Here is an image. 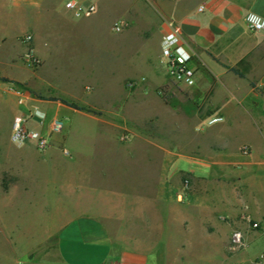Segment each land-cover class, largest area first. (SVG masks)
Segmentation results:
<instances>
[{
	"label": "crops",
	"instance_id": "obj_1",
	"mask_svg": "<svg viewBox=\"0 0 264 264\" xmlns=\"http://www.w3.org/2000/svg\"><path fill=\"white\" fill-rule=\"evenodd\" d=\"M149 1L156 4L164 19L176 21L193 52L196 92L210 93L207 107L212 111L204 118L221 115L226 125L230 124V99L215 101V89L219 83L233 97L246 84L249 97L255 95L250 75L242 77L232 68L243 60L255 66L252 76L258 77V85L264 83V34L250 31L245 21L248 11L264 16V0ZM80 2L97 5L96 0ZM201 5L203 10L199 9ZM163 28L164 24L161 34ZM20 36L15 46L0 48V264H228L234 229L244 232L246 257L264 252L262 129L253 139L236 144H231L228 136L208 134L205 142L193 140L181 149L152 148L157 157L151 162L155 174L150 185L152 199L133 201L128 194L117 191L96 197L93 187L63 176L54 179L55 188L60 189L55 199L40 196L38 191L50 180L48 169L64 172L65 167H74L83 153L70 143L68 154L51 148L57 135L46 150L18 147L11 140L14 117L38 109L49 118L65 115L68 120L70 114L83 112L61 99L90 105L84 103L88 91L84 86L74 92L42 77L46 59L39 53L40 37L35 31L33 38L42 65L34 71L22 58L27 48L19 41ZM51 56L56 73L74 65L72 56ZM198 73L206 75L207 85L202 83L203 74L197 78ZM7 83H24L32 98L25 105L17 101L6 115L3 94L18 97L5 90ZM69 140L70 135L61 139L62 145L67 146ZM5 172L18 179L4 192L1 175ZM186 179L190 187L181 203L178 194ZM33 204L52 205L53 213H31L28 208ZM248 220L261 225L253 228Z\"/></svg>",
	"mask_w": 264,
	"mask_h": 264
},
{
	"label": "rangeland",
	"instance_id": "obj_2",
	"mask_svg": "<svg viewBox=\"0 0 264 264\" xmlns=\"http://www.w3.org/2000/svg\"><path fill=\"white\" fill-rule=\"evenodd\" d=\"M65 2L0 0V48L15 46L17 37L22 35L19 41L26 51L32 48L37 56L35 40L31 44L24 41L26 34L34 36L35 31L40 37L39 53L46 59L42 77L74 92L81 86L88 90L84 103L90 106H85L82 114L69 115L68 128L56 136L51 147L70 149V143L83 154L74 167H65L64 172L49 168L48 185H43L38 191L42 195L37 197L46 195L55 199L60 189L55 188L54 179L63 176L93 187L96 197L102 192L117 191L128 194L133 201L152 199L154 192L150 185L155 174L151 162L157 159L152 148L177 150L193 140L205 142L208 134L228 136L230 143L236 144L251 140L259 129L264 130V83L258 85V77L252 76L255 66L248 60L232 68L246 78L250 75L255 95L249 97L250 90L243 84L232 97L218 83L214 99L218 102L230 99L227 109L230 124L221 121L209 125V118L204 117L212 111L207 107L210 93H198L196 86L186 87L165 72L160 47L165 19L156 4L149 0H96L97 10L91 16L77 17L65 7ZM117 22L125 25L121 32L113 29ZM51 53L72 56L77 67L72 65L66 72H54ZM39 60L40 64L32 67L36 72L42 65ZM202 72L205 73L203 68ZM201 74H197L198 79ZM35 77L39 81L38 75ZM202 78L207 85L206 75ZM15 86L24 91L30 89L24 83ZM2 101L7 115L18 97L7 93ZM69 135L68 145L63 146L61 139ZM17 179L3 173V191ZM52 205L33 204L28 209L38 215L43 211L45 216L53 213ZM2 214L0 208V222ZM247 249L248 245L231 251L228 264H264V252L249 258L245 255Z\"/></svg>",
	"mask_w": 264,
	"mask_h": 264
},
{
	"label": "built area",
	"instance_id": "obj_3",
	"mask_svg": "<svg viewBox=\"0 0 264 264\" xmlns=\"http://www.w3.org/2000/svg\"><path fill=\"white\" fill-rule=\"evenodd\" d=\"M65 7L74 11L77 17L91 16L97 10L96 4L83 5L80 0H66ZM203 8L204 5L199 7L200 10ZM245 21L250 31L264 34V16L254 11H248L245 14ZM124 26V24L117 22L113 29L115 32H121ZM33 39L32 34L24 36V41L28 44H31ZM24 57L31 67L40 64V60L32 48H28ZM161 58L168 76L186 87L196 85V69L192 65L193 52L185 43L182 31L173 18L165 19L161 38ZM5 90L15 92L19 103L22 105H25L32 98L28 92L16 87L14 83L5 84ZM223 120V116L215 115L210 117L207 123L212 125ZM33 122L36 125H33ZM66 128L67 120L64 117L56 115L49 118L48 114L43 111L29 109L27 112L17 114L14 117L11 140L19 147L31 146L38 150H46L53 145L54 137L62 134ZM64 152L68 154L69 150L64 148ZM189 187V179L184 180L182 190L178 194L180 201L185 200ZM248 221L253 228H258L261 225L259 222ZM246 246L244 232L240 229H234L230 237V251L235 252Z\"/></svg>",
	"mask_w": 264,
	"mask_h": 264
},
{
	"label": "trees",
	"instance_id": "obj_4",
	"mask_svg": "<svg viewBox=\"0 0 264 264\" xmlns=\"http://www.w3.org/2000/svg\"><path fill=\"white\" fill-rule=\"evenodd\" d=\"M233 70L237 73V74H239L240 76H244L241 72H239L237 69H234L233 68ZM164 98L167 100V97L166 96H164ZM54 99H57V98H54ZM61 101L62 102H64V103H66V104H68V105H70V106H73V107H75V108H77V109H79V110H86V107L85 106H82V105H79V104H77V103H75V102H71V101H68V100H66V99H61ZM89 111H93V110H91V109H89Z\"/></svg>",
	"mask_w": 264,
	"mask_h": 264
}]
</instances>
